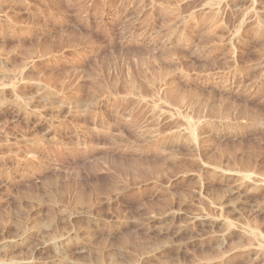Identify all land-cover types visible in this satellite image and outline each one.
<instances>
[{
    "label": "rangeland",
    "instance_id": "1",
    "mask_svg": "<svg viewBox=\"0 0 264 264\" xmlns=\"http://www.w3.org/2000/svg\"><path fill=\"white\" fill-rule=\"evenodd\" d=\"M264 264V0H0V264Z\"/></svg>",
    "mask_w": 264,
    "mask_h": 264
},
{
    "label": "bare ground",
    "instance_id": "2",
    "mask_svg": "<svg viewBox=\"0 0 264 264\" xmlns=\"http://www.w3.org/2000/svg\"><path fill=\"white\" fill-rule=\"evenodd\" d=\"M2 264V263H1Z\"/></svg>",
    "mask_w": 264,
    "mask_h": 264
}]
</instances>
